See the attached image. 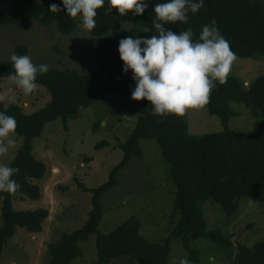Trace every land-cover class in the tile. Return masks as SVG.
Instances as JSON below:
<instances>
[{
    "label": "trees",
    "instance_id": "trees-1",
    "mask_svg": "<svg viewBox=\"0 0 264 264\" xmlns=\"http://www.w3.org/2000/svg\"><path fill=\"white\" fill-rule=\"evenodd\" d=\"M15 11L0 7V26H19L38 22L43 26L56 25L63 35H70L77 28L75 18L67 16L61 0H23ZM164 0H149L143 16L132 14L130 29H123L125 16L118 10L105 7L98 10L95 29L88 33L96 39L91 45V59L97 67L90 73L80 74L73 70L49 68L47 74L37 76L40 87L51 96L46 106L27 114L18 103L7 106L0 101V111L13 116L17 121V134L25 137L10 167L19 169L12 179L19 188L12 193L0 191L3 225L0 227V263L8 243L18 229L32 234H41L50 211L38 209L16 210L17 197L40 201L42 189L34 181L43 180L48 167L36 157L33 140L40 137L47 124L62 119L67 128L69 120L79 116L82 108L90 107L102 94L112 91L130 96L135 88L132 73L123 71L119 41L127 36L151 37L158 35L154 28L155 3ZM61 11L50 12L51 4ZM215 20L220 33L230 42L231 50L239 58L264 56V0H205V6L193 15L189 12L187 23L176 22L164 25L172 31L191 28L194 40H198L202 26ZM14 53L29 55L25 44L16 46ZM38 65V64H37ZM12 71L11 60H0V81L7 80ZM244 104L259 123L247 132L233 131L229 124L236 115L231 104ZM211 116L221 119L224 130L204 136H192L185 115L153 116L151 103L147 100H131V111L138 115L136 127L129 139L120 144L122 161L113 168L106 183L93 189L91 210L86 223L71 233H64L49 246V264H73L82 256L81 242L97 236L99 259L95 264H111L122 257H131L137 264H168L171 240L181 239L188 251L191 264L201 262V252L193 247L195 241L207 240L221 247L232 249V239L220 230H209L203 204L214 200L228 217H234L245 197L264 203V74L245 86L237 77H227L225 83L216 82L206 104ZM155 139L165 161L170 165L172 180L176 186L173 219L178 224L172 235L163 243L147 241L141 232V222L132 217L112 233L99 231L104 218L103 197L119 184L118 174L135 157H142L141 141ZM83 190H88L81 185ZM233 264H264V241L249 247L237 245Z\"/></svg>",
    "mask_w": 264,
    "mask_h": 264
},
{
    "label": "rangeland",
    "instance_id": "rangeland-1",
    "mask_svg": "<svg viewBox=\"0 0 264 264\" xmlns=\"http://www.w3.org/2000/svg\"><path fill=\"white\" fill-rule=\"evenodd\" d=\"M49 0H40L48 2ZM23 0H0V7L15 11ZM129 12L123 21V29L132 27ZM70 35L61 34L56 25L43 26L38 22H27L19 26H0V60H10L15 48L25 44L30 49L34 64H47L49 68L73 70L80 74L92 72L97 65L91 59V45L96 41L80 25ZM264 74V56L239 58L233 62L228 77H237L246 87ZM9 80L0 81V94L7 106L20 104L27 114L43 108L51 100L50 94L39 87L31 95L24 96L16 89L15 99L7 93ZM216 86L213 82L212 89ZM131 97L116 92L100 95L88 108H82L77 118L69 120L67 128L62 119L47 124L43 134L33 140L34 153L48 167L43 180L34 181L42 189L40 201L17 197L13 203L16 210L47 208L50 217L44 223L41 234H32L18 229L15 237L3 252L0 264H49V246L64 233L80 229L87 221L91 210L92 190L109 179L110 173L123 159L119 145L125 143L136 127L138 115L131 111ZM236 115L229 127L233 131L247 132L259 121L244 104H231ZM192 136L220 133L222 121L211 116L206 104L189 109L184 114ZM9 151L0 155V165L9 166L25 137L17 133ZM6 142V141H5ZM142 157H133L130 164L118 174L119 184L103 197L105 213L99 231L110 234L132 217L141 222L144 238L152 243H163L175 230L178 219H173L176 186L172 180L170 165L165 161L155 139L141 141ZM84 185L88 190H83ZM209 230H220L229 236L234 247L227 249L207 240L195 241L193 247L200 250L201 262L211 264H233L237 245L249 247L264 241V203L245 197L234 217H228L214 200L203 204ZM3 225L0 200V227ZM97 236L81 242V258L73 264H95L98 259ZM189 257L181 239L171 240L168 264H179ZM111 264H137L131 257H122Z\"/></svg>",
    "mask_w": 264,
    "mask_h": 264
},
{
    "label": "clouds",
    "instance_id": "clouds-1",
    "mask_svg": "<svg viewBox=\"0 0 264 264\" xmlns=\"http://www.w3.org/2000/svg\"><path fill=\"white\" fill-rule=\"evenodd\" d=\"M67 16L78 18L81 27L91 31L96 27L98 10L105 7L112 12L118 10L120 16L133 12L143 16L149 7V0H61ZM205 6V0H164L155 3L153 20L158 35L139 38L127 36L119 41L118 51L123 61V71L132 73L135 88L131 92L133 101L147 100L151 103L153 116H183L187 110L204 106L209 100L213 82L225 83L236 54L230 42L220 33L216 21L202 26L198 40H194L191 28L176 32L164 25L176 22L187 23L189 12L197 14ZM50 12H60L53 3ZM12 71L7 93L15 99L16 89L24 96L31 95L40 85L37 76L47 74V64H34L29 55L10 56ZM0 94V101L4 100ZM17 121L13 116L0 111V155L9 151L15 141ZM6 141V142H5ZM19 169L0 165V191L15 192L20 186L13 175ZM211 264L215 258L210 257ZM179 264H191L181 259Z\"/></svg>",
    "mask_w": 264,
    "mask_h": 264
}]
</instances>
